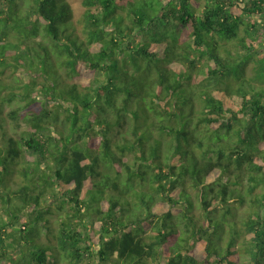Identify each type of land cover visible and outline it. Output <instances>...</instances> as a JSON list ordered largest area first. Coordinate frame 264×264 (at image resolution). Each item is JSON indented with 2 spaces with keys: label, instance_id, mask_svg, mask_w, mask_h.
<instances>
[{
  "label": "trees",
  "instance_id": "16d2710c",
  "mask_svg": "<svg viewBox=\"0 0 264 264\" xmlns=\"http://www.w3.org/2000/svg\"><path fill=\"white\" fill-rule=\"evenodd\" d=\"M201 2L83 0V41L66 0H0V69L31 57L45 78L0 144V264H239L232 202L264 264V0Z\"/></svg>",
  "mask_w": 264,
  "mask_h": 264
},
{
  "label": "rangeland",
  "instance_id": "374dc122",
  "mask_svg": "<svg viewBox=\"0 0 264 264\" xmlns=\"http://www.w3.org/2000/svg\"><path fill=\"white\" fill-rule=\"evenodd\" d=\"M66 1L70 4L73 10V21L70 27L77 34H79L80 38L83 39L84 41L86 37L84 34L83 17L86 12V8L83 5V0H66ZM204 3L205 0H202L201 4ZM19 5L21 9V14L23 15L26 13L27 9H29V6L33 5V0H19ZM260 25H261L260 27L261 30H260V35H258V37L261 38V42L259 46L260 48L264 49V19L260 21ZM169 30L171 32V29ZM9 33L11 34L10 41L16 42V40L13 38V35H15V30L13 28H10ZM43 34H44L43 31H41L40 36H38L35 42H30L29 44L36 45L39 42L45 41L43 39ZM240 34L241 36H245L244 30H241ZM7 63L8 64L4 68L0 69L3 71L1 78L5 86L2 97L8 99L9 97L8 95L12 92H15L17 97L12 103L6 101L7 99L4 100L0 98V104L2 106L0 110V144L3 143L5 134L8 135L9 137H13L19 140L20 138H22L24 133L30 130L25 117H30L33 114L34 110H39L42 107V101L40 100V97H38L37 91H40L41 90L40 85L45 83L44 76L39 72V70L42 71V69L44 68V65H42L43 62L39 61L34 66L33 64L34 60L31 57H27L25 62L23 61V63L20 64L19 68L17 66V62L11 58L7 59ZM249 74L252 75L253 72L250 71ZM97 79H100V81L101 80L104 81L106 78L103 74H99L95 76L92 75L88 78H77L74 80L71 79L69 80V83L71 84L78 83L79 85L85 86L95 83ZM25 94H30L31 98L24 99ZM16 178L17 180L21 179L18 176ZM14 188L17 189L18 187L14 185L12 189ZM143 191L154 195L156 198L158 197V195L153 193V190H151L149 186H147V188L144 189ZM256 191L257 194L264 193V189L262 187H259ZM191 192L193 194L196 193L194 189H192ZM52 194H49L47 199L50 202V204H52L54 209H56L58 205H60L62 199H57L52 201L51 200ZM129 199L131 202L135 201V199L131 196ZM231 204L234 206L233 208L234 210H232L233 215H228L227 220L229 223L232 224H234V222L238 223L236 227L240 234L237 243V247L240 249L239 264H252L248 254V250L251 249V244L249 243V236L247 229L244 226L245 223L244 221L251 215V208L249 206H240L234 202H232ZM5 210L6 208L3 207L0 201V220L3 219L5 221H8ZM68 212H70V208L68 205H65L64 211H60V212L58 211L60 216L63 217ZM195 215L196 217L201 219L200 222L202 224L206 225V221L202 209L196 210ZM180 228H181L180 233L184 232L183 226H181ZM145 231L146 232L144 235L146 236L154 235V230H152V227L151 228L147 227ZM42 235L43 236L45 235V231L43 229H42ZM31 238L34 239V236H32ZM228 240L229 239L226 236L225 241ZM41 241H44V238ZM24 252L28 253L27 250L25 249ZM97 263L98 262L96 259H91L85 261L83 264H97ZM2 264H9V263L4 262ZM31 264H35V263L31 262Z\"/></svg>",
  "mask_w": 264,
  "mask_h": 264
},
{
  "label": "crops",
  "instance_id": "0c3cea01",
  "mask_svg": "<svg viewBox=\"0 0 264 264\" xmlns=\"http://www.w3.org/2000/svg\"><path fill=\"white\" fill-rule=\"evenodd\" d=\"M262 21V20H261Z\"/></svg>",
  "mask_w": 264,
  "mask_h": 264
}]
</instances>
